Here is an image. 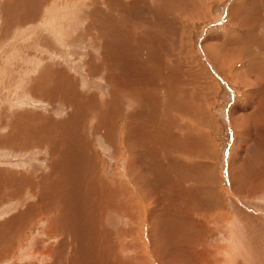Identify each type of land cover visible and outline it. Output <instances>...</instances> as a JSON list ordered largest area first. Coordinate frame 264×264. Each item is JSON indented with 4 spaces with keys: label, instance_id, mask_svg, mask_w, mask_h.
Listing matches in <instances>:
<instances>
[{
    "label": "rangeland",
    "instance_id": "1",
    "mask_svg": "<svg viewBox=\"0 0 264 264\" xmlns=\"http://www.w3.org/2000/svg\"><path fill=\"white\" fill-rule=\"evenodd\" d=\"M144 261L264 264V0H0V264Z\"/></svg>",
    "mask_w": 264,
    "mask_h": 264
},
{
    "label": "bare ground",
    "instance_id": "2",
    "mask_svg": "<svg viewBox=\"0 0 264 264\" xmlns=\"http://www.w3.org/2000/svg\"><path fill=\"white\" fill-rule=\"evenodd\" d=\"M245 13V12H244ZM210 48H213V49H217V47L216 46H214V45H210ZM219 51V50H218ZM220 57V56H219ZM219 61H220V59H219ZM221 64V63H220ZM40 87V86H39ZM24 116V115H23ZM244 118V117H243ZM41 125V124H40ZM22 128V127H21ZM36 129V128H35ZM131 129H132V126H131ZM23 131V130H22ZM37 134V133H36ZM13 137V136H12ZM17 138V137H16ZM139 142V141H138ZM12 143V142H11ZM6 178V177H5ZM7 179V178H6ZM103 197V196H102ZM53 251H51V253H52ZM91 252V251H90ZM48 253H50L49 251H48ZM52 257V256H51ZM137 258H139V257H137ZM136 258V259H137ZM44 259V258H43ZM146 260H148V259H146ZM103 261V260H102ZM139 261V260H138ZM143 263V262H142ZM144 263H146V264H148V261H144ZM37 264V263H36Z\"/></svg>",
    "mask_w": 264,
    "mask_h": 264
}]
</instances>
